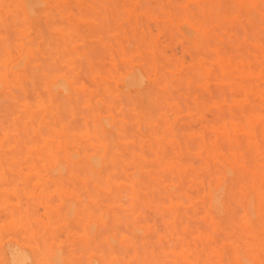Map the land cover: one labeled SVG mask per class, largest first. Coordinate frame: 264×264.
Segmentation results:
<instances>
[{"label": "rangeland", "instance_id": "rangeland-1", "mask_svg": "<svg viewBox=\"0 0 264 264\" xmlns=\"http://www.w3.org/2000/svg\"><path fill=\"white\" fill-rule=\"evenodd\" d=\"M238 260H264V0H0V264Z\"/></svg>", "mask_w": 264, "mask_h": 264}, {"label": "bare ground", "instance_id": "bare-ground-1", "mask_svg": "<svg viewBox=\"0 0 264 264\" xmlns=\"http://www.w3.org/2000/svg\"><path fill=\"white\" fill-rule=\"evenodd\" d=\"M88 2V1H87ZM36 4V3H35ZM171 4V3H170ZM36 5H38V4H36ZM34 6V5H33ZM43 6V5H42ZM34 7H37V6H34ZM193 9V8H192ZM121 14V13H120ZM254 37V36H253ZM174 39V38H173ZM102 41V40H101ZM148 53V52H147ZM225 54V53H224ZM106 56V55H105ZM226 57V56H225ZM99 58H101V57H99ZM235 58V57H234ZM93 59V58H92ZM150 60V59H149ZM148 60V61H149ZM103 62V61H102ZM88 69V68H87ZM134 73V72H133ZM197 73V72H196ZM81 75V74H80ZM75 76V75H74ZM142 78V77H141ZM129 80V79H128ZM135 80V79H134ZM61 82V81H60ZM84 82H85V80H84ZM140 84H142V83H140ZM133 84H131L130 86H132ZM136 85V84H135ZM143 85V84H142ZM129 88V87H128ZM139 88V87H138ZM97 107V106H96ZM10 108V107H9ZM13 108V107H12ZM133 110V109H132ZM84 114V113H83ZM9 116V115H8ZM5 122V121H4ZM167 135V134H166ZM26 139V138H25ZM22 143V142H21ZM19 144V143H18ZM225 147H226V144H225ZM227 149V148H226ZM238 153V152H237ZM151 156V155H150ZM125 158V157H124ZM166 158V157H165ZM93 159L94 158H92V161H93ZM101 161V160H100ZM162 162V161H161ZM43 165V164H42ZM95 166V165H94ZM69 167V166H68ZM71 168V167H70ZM15 170V169H14ZM72 170V169H71ZM7 189V188H6ZM5 190V189H4ZM39 190V189H38ZM124 192V191H123ZM128 195V194H127ZM138 198V197H137ZM216 198V197H215ZM127 199V198H126ZM36 201V200H35ZM71 203V202H70ZM51 204V203H50ZM70 207V206H69ZM67 210V209H66ZM25 212V211H24ZM144 212V211H143ZM215 212V211H214ZM16 213V212H15ZM27 214V213H26ZM60 220V219H59ZM70 224V223H69ZM83 224V223H82ZM71 225V224H70ZM77 228V227H76ZM131 228V227H130ZM256 228V227H255ZM123 229V228H122ZM212 246V245H211ZM142 248V247H141ZM168 252V251H167ZM241 256V255H240ZM21 257V256H20ZM16 258V257H15ZM18 258V257H17ZM18 260H19V258H18ZM20 261V260H19ZM25 262V261H24Z\"/></svg>", "mask_w": 264, "mask_h": 264}, {"label": "snow or ice", "instance_id": "snow-or-ice-1", "mask_svg": "<svg viewBox=\"0 0 264 264\" xmlns=\"http://www.w3.org/2000/svg\"><path fill=\"white\" fill-rule=\"evenodd\" d=\"M226 264H250V262L247 260H238L235 262L228 261V262H226ZM261 264H264V260H262Z\"/></svg>", "mask_w": 264, "mask_h": 264}]
</instances>
